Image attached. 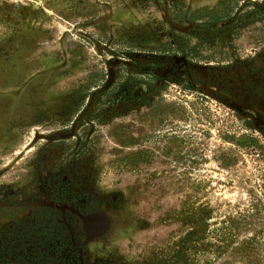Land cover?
Listing matches in <instances>:
<instances>
[{"label":"rangeland","instance_id":"obj_1","mask_svg":"<svg viewBox=\"0 0 264 264\" xmlns=\"http://www.w3.org/2000/svg\"><path fill=\"white\" fill-rule=\"evenodd\" d=\"M48 182L126 264H264V0H0V184Z\"/></svg>","mask_w":264,"mask_h":264},{"label":"flooded vegetation","instance_id":"obj_2","mask_svg":"<svg viewBox=\"0 0 264 264\" xmlns=\"http://www.w3.org/2000/svg\"><path fill=\"white\" fill-rule=\"evenodd\" d=\"M161 59L153 60L155 68H160ZM191 65L186 56L171 59L169 67L161 69L165 75L157 85L187 75ZM48 184L41 190L0 184V264H126L123 256L115 254L117 262L106 253L112 248L114 200L105 202L92 193H75L65 184ZM208 227L201 224L200 230Z\"/></svg>","mask_w":264,"mask_h":264}]
</instances>
